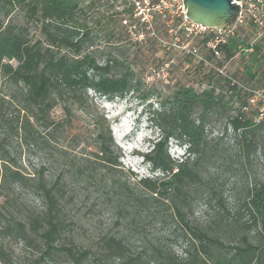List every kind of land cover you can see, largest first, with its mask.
Returning <instances> with one entry per match:
<instances>
[{
	"label": "trees",
	"instance_id": "obj_1",
	"mask_svg": "<svg viewBox=\"0 0 264 264\" xmlns=\"http://www.w3.org/2000/svg\"><path fill=\"white\" fill-rule=\"evenodd\" d=\"M83 1L92 7L97 0H0V73L23 88L24 108L35 120L43 117L53 134L63 127L62 121L47 117L55 107L60 106L71 120L74 113L87 112L91 106L88 90L112 99L134 94L141 85L124 59L109 54L103 64L98 63L92 50L97 34L78 21ZM105 1L113 4L119 0ZM116 15L132 17L131 6ZM107 25L104 29L113 37ZM240 47L248 48V44L232 37L223 47V59H232ZM252 52L259 53V46H253ZM260 56L264 59V54ZM214 74L218 79L211 76L202 90L177 85L168 95L158 96L156 107L148 104L147 120L158 131V139L144 160L151 172L161 176L133 181L122 177L119 148L109 122L98 113L90 114L89 152L73 154L74 148H61L57 156L60 168L76 175L86 173L93 179L99 171L110 201L123 204L134 216H155L160 205L168 203L169 216L181 229L185 257L175 256L169 246L154 249L149 258L157 264H264V181L250 179L246 170L253 161L264 166V119L255 122L257 110L247 103L250 88ZM220 78L227 85L225 92L217 85ZM153 93L142 94L141 101L149 100ZM233 99L239 107L234 115L226 114ZM217 116L225 118L223 133L229 129L234 141L242 195L234 198L230 211L202 225L185 220L178 202L190 184L202 181L201 166L211 159L207 129ZM27 125L29 118L23 127ZM170 140L185 146L183 160L170 157ZM9 161L7 153L0 156V197L4 198L0 204V264H14L10 242L36 252L38 256L25 264H144L139 256L129 255L127 230L99 239L95 248L81 240L75 229L78 220L70 215L72 199L66 198L65 188L71 184L68 178L48 176L43 169L26 175ZM62 180L67 184H61ZM14 189L36 197L39 207L24 210L15 200L11 202L8 195ZM213 196L212 192L207 200ZM217 201L222 206V199ZM227 233L230 236L225 240Z\"/></svg>",
	"mask_w": 264,
	"mask_h": 264
},
{
	"label": "rangeland",
	"instance_id": "obj_2",
	"mask_svg": "<svg viewBox=\"0 0 264 264\" xmlns=\"http://www.w3.org/2000/svg\"><path fill=\"white\" fill-rule=\"evenodd\" d=\"M129 7L130 0H119L113 4L97 0L92 7H88L83 1V11L78 21L97 34L92 50L96 52L98 63L103 64L109 54L124 59L125 65H129L140 78L139 91L125 97L108 99L98 97L92 90H88V104L91 106L87 112L74 113L71 120L66 119L60 106L49 112L47 117L50 120L63 122L62 130L53 134L49 127H45L43 117L35 120L30 111L24 108L23 88L11 84L0 73V156L7 153L9 164L26 175L43 169L48 176L63 175L68 178L70 185L65 180L61 184H67L66 198L72 199L70 215L78 220L75 229L86 245L98 247L99 239L108 235H122L127 230L129 255L139 256L144 264L147 261L148 264H157L149 258L154 249L169 246L175 256L185 257L181 229L177 225L178 221L171 220L168 203H162L159 214L155 216H134L132 212L123 209V204L117 205L110 201L107 189L101 186L99 171L92 175L93 179L86 173L76 175L73 170L60 168L61 160L57 157L61 148H74L73 154L85 155L89 152L90 114L98 113L109 122L113 141L119 148L121 176L131 181L161 176L159 172H151L150 165L144 160V155L158 139V131L147 120L148 104L156 107L158 96L168 95L177 85H191L202 90L211 76L218 79L213 69L200 63L197 58H192L175 47H164L159 40L169 41L170 38L160 22L156 24L157 38L145 34L141 41L136 40L121 22L123 19L134 22L133 16L116 15V12ZM106 24L113 37H108L104 29ZM31 32L38 34L34 28ZM238 32L244 42L251 40L249 29ZM201 40L194 38L191 44L199 49L200 56L210 60ZM257 45L259 53L240 52L230 60H213L212 63L222 66L226 75L240 86L264 91V59L260 56L264 54V41ZM12 64L16 65L14 61ZM164 64L168 65L166 81L154 78L151 83H146L145 75ZM217 85L222 91H227L223 78H220ZM150 90L154 92L153 97L141 101L140 96ZM238 107L239 102L233 99L226 108V114L234 115ZM26 118H29L30 125L24 128ZM224 124L225 118L217 116L209 125L207 136L211 159L201 166L204 172L202 181L190 184L178 202L187 221L205 225L216 216L230 211L234 207V198L242 195V182L234 157V141L229 129L226 134L223 133ZM168 153L174 160L181 161L186 156L185 146L170 140ZM246 170L250 179L264 181V166L261 163L253 161ZM212 192L214 196L207 200ZM8 197L24 210L39 207V200L27 192L14 189ZM218 198L222 199V206L217 201ZM3 200L0 197V204ZM211 228L215 229V226L211 225ZM229 236V233L225 234V240ZM8 248L14 264H25L38 256L35 251L24 248L17 242H10ZM114 264H119V261Z\"/></svg>",
	"mask_w": 264,
	"mask_h": 264
},
{
	"label": "built area",
	"instance_id": "obj_3",
	"mask_svg": "<svg viewBox=\"0 0 264 264\" xmlns=\"http://www.w3.org/2000/svg\"><path fill=\"white\" fill-rule=\"evenodd\" d=\"M239 12L233 26L225 30H217L192 22L186 15L182 0H130L134 22L123 19L122 25L138 41L145 34L157 38L156 24L162 23L169 36V41L159 40L167 49L177 48L180 52L197 58L200 63L210 66L214 73L230 79L222 66L212 63L223 60V47L232 37L240 40L239 30L249 29L252 38L248 48L240 47V52L249 53L253 46L264 41V0H241L236 2ZM201 38V45L207 50L210 60L200 56L199 49L191 44L192 39ZM236 54V55H237ZM168 65L164 64L158 69L151 70L145 75L146 83H151L154 78L166 81ZM234 83V81H233ZM248 106L257 110L255 122L264 119V91L262 89H249Z\"/></svg>",
	"mask_w": 264,
	"mask_h": 264
},
{
	"label": "water",
	"instance_id": "obj_4",
	"mask_svg": "<svg viewBox=\"0 0 264 264\" xmlns=\"http://www.w3.org/2000/svg\"><path fill=\"white\" fill-rule=\"evenodd\" d=\"M241 0H182L186 15L192 22L217 30L233 26Z\"/></svg>",
	"mask_w": 264,
	"mask_h": 264
}]
</instances>
